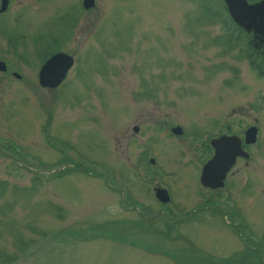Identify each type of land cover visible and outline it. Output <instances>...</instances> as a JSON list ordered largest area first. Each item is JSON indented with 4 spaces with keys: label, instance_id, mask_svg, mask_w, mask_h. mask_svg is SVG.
Returning a JSON list of instances; mask_svg holds the SVG:
<instances>
[{
    "label": "rangeland",
    "instance_id": "1",
    "mask_svg": "<svg viewBox=\"0 0 264 264\" xmlns=\"http://www.w3.org/2000/svg\"><path fill=\"white\" fill-rule=\"evenodd\" d=\"M9 1L0 264H197L195 251L218 260L264 250V48L240 33L225 0H94L89 10L85 0ZM56 51L75 66L45 89L39 72ZM225 124L258 126V143L223 190L206 189L207 143ZM106 222L110 235L93 239Z\"/></svg>",
    "mask_w": 264,
    "mask_h": 264
},
{
    "label": "water",
    "instance_id": "2",
    "mask_svg": "<svg viewBox=\"0 0 264 264\" xmlns=\"http://www.w3.org/2000/svg\"><path fill=\"white\" fill-rule=\"evenodd\" d=\"M229 14L233 21L248 34L254 36V40L264 43V0L250 4L248 0H225ZM9 0H2L1 12L6 11ZM83 6L89 10L95 6L94 0H85ZM74 66V59L64 53L54 55L42 68L40 73V84L45 88H57L65 80L68 72ZM0 70L6 71V64L0 62ZM20 78L19 74H15ZM139 132L138 128H135ZM176 134H182V128L174 129ZM258 128L251 127L246 132V143L254 144L257 141ZM215 150L214 157L203 167L201 173V184L212 190L225 187L228 173L237 162L238 157L249 158V154L242 150L240 139L236 137H222L213 141ZM154 163V160H152ZM155 164V163H154ZM157 198L168 203L171 197L167 190L159 189Z\"/></svg>",
    "mask_w": 264,
    "mask_h": 264
},
{
    "label": "trees",
    "instance_id": "3",
    "mask_svg": "<svg viewBox=\"0 0 264 264\" xmlns=\"http://www.w3.org/2000/svg\"><path fill=\"white\" fill-rule=\"evenodd\" d=\"M224 22H225V24H226V26L228 28L232 27L231 24L229 23L228 19L226 21H224ZM240 33L243 34V31L240 30ZM228 42H231V41H228ZM234 42H235V40H234ZM224 43H225V40H224ZM212 201L213 200L208 201L207 202V206L211 205V204H214V202H212ZM111 223L110 222H106V223H103V224H100V225L96 226L97 230L94 233V235L92 236V238L94 237L93 239H95L97 235L105 237V233L107 231H108L107 233L109 234V230H108L109 228L108 227H111V226L115 225V224H111ZM167 227L169 228L168 229L169 232L172 231V228L169 225H167ZM235 229L237 230L238 233H240V228L239 227H236ZM116 234H117V231L114 232V236L116 237L115 241H117L119 243H123L121 236L117 237ZM256 245L258 246L260 244H256ZM263 251L264 250H261V248H259V247H255L252 250L250 248H248L247 252H245L243 254H240L239 256L233 257L232 259H218V260L206 259L204 257H201V255H198L196 253V251H195L194 254L192 256L187 257V259L198 260L197 262H202V263H197V264H246V259H250V263L251 264H259V263L262 262V257L260 255L263 253ZM183 258H184V256L178 257V259H177L178 262L181 259H183Z\"/></svg>",
    "mask_w": 264,
    "mask_h": 264
},
{
    "label": "flooded vegetation",
    "instance_id": "4",
    "mask_svg": "<svg viewBox=\"0 0 264 264\" xmlns=\"http://www.w3.org/2000/svg\"><path fill=\"white\" fill-rule=\"evenodd\" d=\"M253 40H254V37H253ZM254 45H255V47L257 48V50H258V52L260 53V52H263V48H264V43H262V42H254ZM60 52H63V51H56L54 54H56V53H60ZM65 53V52H64ZM53 54V55H54ZM52 55V56H53ZM51 58V57H50ZM49 58V59H50ZM48 59V60H49ZM47 60V61H48ZM74 60H75V58H74ZM47 61H45V62H43V66L45 65V63L47 62ZM42 66V67H43ZM74 66H75V62H74ZM74 66H73V68H74ZM72 68V69H73ZM42 69V68H41ZM71 69V70H72ZM70 70V71H71ZM41 71V70H40ZM70 71L68 72V74H67V76H66V78H65V80H67L68 79V76H69V73H70ZM20 79H21V77H20ZM64 80V81H65ZM64 81L60 84V86L64 83ZM39 82H40V72H39ZM41 85V84H40ZM59 86V87H60ZM58 87V88H59ZM45 89H50V88H45ZM57 89V88H56ZM217 126H219V124L217 125ZM216 126V127H217ZM178 127H181V126H178ZM250 127H257L258 129H259V132H260V128L258 127V126H255V125H250L249 127H247L246 129H244V130H242V132L241 133H236L235 131H234V128H233V126L232 125H230V124H225L224 125V130H225V132L224 133H222V134H217V135H213V137L211 138V140H209V142L207 143V152H209V153H211L210 154V157H212L213 156V154H214V151H213V141L214 140H217V139H219V138H222V137H224V136H238V137H240L242 140H243V147H244V150L246 151V152H248L250 155H251V158H250V160H252L253 159V157H252V152H251V150H252V148H253V146H255L256 144H250V145H248V144H246L245 143V133H246V131L250 128ZM139 128V132L138 133H140V126L138 127ZM183 128V127H182ZM172 131V133L174 134V131L173 130H171ZM134 132L136 133V131L134 130ZM138 133H136V134H138ZM175 135V134H174ZM182 135V134H181ZM176 136H180V135H178V134H176ZM197 136V135H196ZM198 137V136H197ZM203 152H204V150H203ZM153 159V158H152ZM239 160H244V161H250V160H246V159H244V158H240ZM238 160V161H239ZM150 162V161H149ZM151 163V162H150ZM155 163H156V160H155ZM152 164V163H151ZM159 189H166L169 193H170V196L172 197V193H171V191L169 190V189H167V188H164V187H156L155 188V197L157 196V191L159 190ZM157 199V198H156ZM157 201L160 203V204H162L158 199H157ZM172 201H173V198H172ZM170 204H172V203H170ZM170 204H167V205H170ZM162 205H166V204H162Z\"/></svg>",
    "mask_w": 264,
    "mask_h": 264
}]
</instances>
